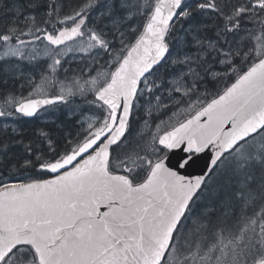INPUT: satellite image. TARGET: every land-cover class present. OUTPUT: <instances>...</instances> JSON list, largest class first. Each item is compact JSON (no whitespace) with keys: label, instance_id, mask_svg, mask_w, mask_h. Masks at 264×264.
<instances>
[{"label":"snow or ice","instance_id":"1","mask_svg":"<svg viewBox=\"0 0 264 264\" xmlns=\"http://www.w3.org/2000/svg\"><path fill=\"white\" fill-rule=\"evenodd\" d=\"M0 264H264V0H0Z\"/></svg>","mask_w":264,"mask_h":264},{"label":"rangeland","instance_id":"2","mask_svg":"<svg viewBox=\"0 0 264 264\" xmlns=\"http://www.w3.org/2000/svg\"><path fill=\"white\" fill-rule=\"evenodd\" d=\"M25 95H27V89L24 90Z\"/></svg>","mask_w":264,"mask_h":264},{"label":"trees","instance_id":"3","mask_svg":"<svg viewBox=\"0 0 264 264\" xmlns=\"http://www.w3.org/2000/svg\"><path fill=\"white\" fill-rule=\"evenodd\" d=\"M25 94V93H24Z\"/></svg>","mask_w":264,"mask_h":264}]
</instances>
